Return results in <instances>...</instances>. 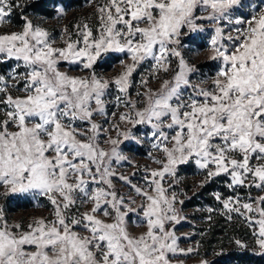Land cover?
<instances>
[{
  "label": "snow or ice",
  "instance_id": "6c2138e0",
  "mask_svg": "<svg viewBox=\"0 0 264 264\" xmlns=\"http://www.w3.org/2000/svg\"><path fill=\"white\" fill-rule=\"evenodd\" d=\"M239 2L104 0L96 9V34L87 23L76 25L77 39L69 34L64 47H54L49 32L27 17L21 31L0 34V61L15 60V69H24H13L7 79L0 76V188L4 195L36 191L47 196L54 216L22 231L0 213V264H170L169 254L184 250L178 249L169 225L174 228L183 218L175 207V193L169 196L161 182L166 175L175 177L177 166L190 160L207 172V179L226 174L230 188L264 192V12L249 21H233L230 10ZM24 6L21 0H0V25ZM197 11L207 15L198 16ZM205 19L248 26L227 36L230 49L223 43V28H215L213 59L223 66L210 89H194L185 99L182 88L190 85L188 73L194 69L173 45L183 28L195 30L196 21ZM108 52L127 53L132 61L114 81L122 93L142 62L152 60L154 69L167 72L168 57H180L173 79L156 92L144 93L143 110L120 115L121 121L150 124L158 141L153 147L165 157L155 161L162 168L151 172L148 188L154 194L135 188L143 197L138 209L110 190L115 175L111 163L124 159L117 150L119 139H109L110 152L97 142L100 127L93 118L106 114L103 98L109 81L94 72L76 77L59 68L68 62L91 69ZM10 87L21 95L13 96ZM119 179L130 183L123 175ZM90 184L103 186L89 190ZM80 195L82 203L92 204L90 211L69 215ZM222 203L245 218L264 251V195H249L247 202L230 197ZM137 211L142 212L138 226L147 230L133 236L127 219Z\"/></svg>",
  "mask_w": 264,
  "mask_h": 264
},
{
  "label": "rangeland",
  "instance_id": "374dc122",
  "mask_svg": "<svg viewBox=\"0 0 264 264\" xmlns=\"http://www.w3.org/2000/svg\"><path fill=\"white\" fill-rule=\"evenodd\" d=\"M26 0H21L24 4ZM104 0H86L82 7H66L65 5H58L56 7V13L51 16H43L35 13L26 15L27 19L31 20L34 26H39L47 30L50 34V39L54 41V47H64L65 41L68 39L69 34L72 39H77L76 25L83 26L87 23L90 28L93 29L96 34V28L98 26L97 20V5L103 4ZM20 9H14L10 19L6 20L0 25V34L9 32H19L23 29L24 23L16 24L14 14L20 11ZM264 12V0H240L239 4L233 6L230 10V19L235 21L240 19L242 21H249L253 15H259ZM196 15L203 16L207 13L197 11ZM198 27L195 30L185 27L181 30L179 36V43L173 45L181 54L186 64L194 69V71L188 73V79L190 81L189 86L182 88L184 98L189 95H194V89L205 88L210 89L213 81L220 71L222 62L220 59H213L215 53L212 48V38L215 35V28L220 26L224 30L225 39L223 43L226 47L231 48V41L227 40L228 35L236 36L234 28H246L247 23L236 25L234 23H228L227 21H221L219 25L209 20H197ZM67 29V33L64 32ZM188 32H192L196 35L205 36L207 43L204 48H199L189 44L181 43V37ZM111 54L121 55V60L111 65L109 69L100 68L97 65L98 61ZM8 60V59H5ZM169 63L167 64L168 71L163 69L158 71L154 69V61L146 60L142 62L129 78L130 82L126 92H120L118 86L114 83L115 79L125 70V66L131 64L127 53L108 52L102 53L97 59L91 69H83L80 64H69L68 62H61L59 68L61 71L67 72L71 76L76 77H90L94 72L95 75L102 79L109 81V88L106 90L104 96L105 101V115L97 114L93 118V122L97 123L100 127L98 133L97 142L100 147L106 151H111L112 145L109 143V139H119L117 150L124 157L121 160H113L111 163V169L115 173L112 177L111 191H115L118 197H123L125 202L133 208H139V205L143 202V197L138 195L135 188H141L142 190L149 191V182L153 179L151 172L153 170H159L162 168L161 164L156 163V160H164V153L153 147V144L158 141L153 137V129L150 124L147 123H129L127 121H121L120 115L122 113H131L135 115V111L143 110L146 106V93L148 90L156 92L160 89L165 80L171 81L179 70L180 57L169 56ZM4 61V60H2ZM11 68L6 69L3 77L7 79L13 69H15L16 61ZM206 61H212L216 65V69L213 71L208 67L199 66L200 63ZM158 67V66H157ZM16 71H23V68L15 69ZM146 81V83H145ZM9 84L15 83V81L9 80ZM9 91L13 96L21 95L11 87ZM117 97L120 101H117ZM0 99H3V94H0ZM130 105H134V108ZM95 106V105H93ZM4 105L0 104V108ZM2 118V114H0ZM81 128H87V124H80ZM118 126V127H117ZM167 131V129H165ZM118 133L120 134L118 136ZM125 135L128 138H125ZM187 163H192L195 166V171L191 174L180 169V164L177 166L176 175L168 176L161 182L163 187L168 191L169 196L172 193L176 195L175 207L178 214L183 219L180 223L175 224L174 228L169 225L170 230H173L177 237L178 249H183L184 252L177 251V253L169 254L170 264H201L202 261H207L208 264H218L216 259L220 258L224 260L221 255L226 253L230 249L238 247L236 241L239 240L243 245L253 246L259 252L264 253L255 243V239L252 234V229L248 226L247 221L241 215L235 212H229L224 208L223 201L239 196L241 202H247L249 195L255 198L264 195V192L259 189H249L246 187L230 188L231 179L226 174H221L227 177L228 181L224 183L225 187L231 192H216V197L219 195L220 199L216 198V202L213 204L202 203L195 206L183 205L185 199L189 196L195 195L196 191L209 181L207 179V172L197 167L194 161L190 160ZM123 175L127 177L129 182L119 179ZM103 185H89V190L93 187ZM221 187V184H219ZM223 186V185H222ZM106 187V186H105ZM3 188H0V213L7 220L9 225L19 224L22 231L28 230V225L34 221L44 218L46 220L53 219V206L51 205L47 196L36 192H17L26 197H30L33 200V204L27 208H21L16 211H11L5 207V201L11 194L4 195ZM199 199V198H198ZM84 200L83 195H80L76 205L71 208L69 215L80 216L81 214L90 211L91 203H82ZM135 201L134 204L131 201ZM182 201V203H181ZM202 201V200H198ZM211 209V210H210ZM98 218L105 219L110 222V218L98 215ZM221 223L219 229H222L223 233L214 236L213 241L210 239V226ZM142 223V212H132L127 219L128 231L133 236H139L144 233L146 225L138 226ZM81 234L87 235L81 229ZM225 237V238H224ZM224 238V239H223ZM211 240V241H210ZM192 248L193 251L188 253L187 250ZM236 264V263H229Z\"/></svg>",
  "mask_w": 264,
  "mask_h": 264
},
{
  "label": "trees",
  "instance_id": "16d2710c",
  "mask_svg": "<svg viewBox=\"0 0 264 264\" xmlns=\"http://www.w3.org/2000/svg\"><path fill=\"white\" fill-rule=\"evenodd\" d=\"M85 1L86 0H26L24 2L25 6L20 11L14 14L15 23L21 24L25 22L24 17H26V15L30 13L51 17L56 13V7L58 5L79 8L83 6ZM181 43L193 45L199 48H204L207 43V38L205 36H200L192 32H188L186 35L181 37ZM121 58V55L111 54L105 57L103 61H98L96 66L100 68L109 69L112 64L119 62ZM13 64V60L0 61V76H3V74L6 72V69L11 68ZM199 66L208 67L213 71L216 69V65L212 61L200 63ZM180 169L191 174L195 171V166L192 163H185L180 166ZM226 181H228V179L224 175H219L211 178L209 181L204 183L198 189V191H196L195 195L187 197L183 205L186 204V206H195L196 204H201L200 202L213 204L214 202H216V192H231L224 185ZM219 184H221V187L219 186ZM4 204L5 207H7L9 210L16 211L18 209L27 208L31 206L33 204V200L30 197H26L21 193H15L9 195ZM220 226V221L210 226V239L212 241L214 236L223 233L222 229H219ZM221 256L224 257V260L220 258L216 259L218 261V264H264V253L259 252L253 246H238L234 249L228 250Z\"/></svg>",
  "mask_w": 264,
  "mask_h": 264
}]
</instances>
